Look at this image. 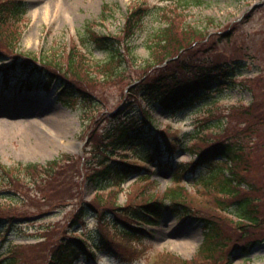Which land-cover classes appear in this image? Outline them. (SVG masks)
<instances>
[{
    "label": "rangeland",
    "instance_id": "obj_1",
    "mask_svg": "<svg viewBox=\"0 0 264 264\" xmlns=\"http://www.w3.org/2000/svg\"><path fill=\"white\" fill-rule=\"evenodd\" d=\"M24 1L26 10L23 20L15 27L19 38L17 54L28 65H33L34 61L51 60L56 68L65 72L70 85L79 87L81 95L77 94L74 100L66 102L57 90L58 81L55 78L51 79L54 83L50 81L48 89L39 87L41 76L37 78L36 90L27 93L22 87L27 77L23 72L24 65L17 63L12 66L9 60L0 63L1 74L10 71L18 73L8 78V83L7 78L0 77V163L15 167L43 164L67 156L63 157L62 164L48 182L49 186L44 188L26 178L14 180L15 183L10 185V182L1 180L0 171V264L8 261L14 264H45L47 250L51 249L62 229L68 226L79 202H90L96 207L97 203L106 207L112 200L119 206L134 205L140 203L143 196L161 195L164 189L177 186L189 188L184 199L190 209L187 211L189 216L185 213L180 216L166 214L156 226L147 227L149 235L141 239L128 237L105 223H98L94 214L87 215L79 226L70 231L76 237L88 238L89 247L95 255L92 259L82 256L74 264H164L165 249H170L172 256L190 260L203 241V227L196 218L214 220L224 235L227 249L248 248L246 254L235 252L229 256L230 264H264V243L250 246L264 238L261 229L238 230L233 224L237 218L230 210L223 211L213 205L210 194L195 192L193 182L187 179L181 183L174 182L172 172L166 168L155 169V163L147 166L154 171L152 182L133 175L122 182L106 183L100 190L82 182L85 171L82 163L85 159L91 160L95 149L96 142L90 141L92 134L98 129L95 133L98 135L109 116L122 108L125 95L136 81L162 68L158 65L160 56H157L160 47L148 50L147 45L150 37L169 23L171 16L174 17L172 21L178 37L180 32L186 31L195 34L199 41L190 43L186 51L174 56L180 61L177 65L184 61L189 65V71L182 73L184 78L192 77L198 71L195 66L202 70L211 64L238 62L243 68L238 67L239 70L233 72V84L221 85L184 110L168 114L158 102L150 107L151 128L159 131L153 141L177 140L182 142L180 145H186L195 152L181 147L162 163H170L171 169L176 162L188 164L197 159L199 152L220 141L224 128L230 132L240 128L241 115L235 114L232 119L226 116L231 105L239 103L246 106L254 98L264 112V0ZM105 5L106 10L103 9ZM137 6L147 7L148 14L141 20L132 39L127 41L131 52L125 58L122 76L107 78L100 71L108 67L99 68V71L95 63L103 65L109 51L95 43L91 35L112 38L123 47L126 17L129 10ZM224 33L231 34L221 37ZM72 46L83 56L82 59L71 52ZM0 49H3L2 41ZM70 59L74 61L72 65L69 64ZM178 69L183 71L186 68ZM77 73H80L82 83L74 79ZM205 122L215 126L207 130L199 128L198 137L201 138L185 142L194 135L198 125ZM147 127L150 130V126ZM110 156L123 158L117 153ZM127 157L131 162V154ZM259 159L260 155H257L256 160ZM259 161L261 164L262 159ZM244 177L249 183L256 184L261 189L259 191H264V173L253 175L251 171ZM246 187L243 185L242 189L247 191ZM70 195H75L74 199ZM255 198L264 216V195L259 194ZM229 199L225 207H231L236 200ZM164 242L170 243V247H162ZM222 261L225 264V254Z\"/></svg>",
    "mask_w": 264,
    "mask_h": 264
},
{
    "label": "trees",
    "instance_id": "obj_2",
    "mask_svg": "<svg viewBox=\"0 0 264 264\" xmlns=\"http://www.w3.org/2000/svg\"><path fill=\"white\" fill-rule=\"evenodd\" d=\"M103 9L106 10L107 6L105 5ZM25 10L26 3L24 0H0V41L3 44V49H0V63L9 60L12 66L17 65V63L24 65L23 71L27 73L28 77L23 82V86L27 92L36 89L38 76L42 78L38 85L44 89H48L51 79L55 78L58 81L60 96L66 102L74 100L77 94L81 95L79 87L70 85L65 72L56 68L54 62L44 59L42 62L36 63L34 61L33 65H28L24 61L25 59L17 54L19 38L15 27L23 20ZM147 14L148 8L144 6H137L133 10H129L124 32L126 41L123 47L122 44L112 38H100L97 34L91 35L95 43L109 51L108 59L103 65L95 63L96 70L100 71L99 68L108 67L105 71H100L107 78L122 76L121 70H124L122 67L125 58L131 52L127 41L132 39L141 25V20ZM172 18L174 17H169V23L150 37L147 45L148 50L160 47L159 53H157V56H160V64L158 65H163L167 61L166 64L160 71L154 70L152 71L153 74L136 81L125 95L122 108L109 116L106 125L99 129L98 135L95 134L98 129L94 133L92 132L90 141H95L96 144L91 154V160L85 159L82 182L95 187L96 190H100L99 188H102L106 183L122 182L133 175L142 177L144 181L152 182L151 175L153 172L151 173L146 167L148 164L155 163L156 168H166L171 171L174 182L181 183L187 179V181L193 182L195 192L201 191L207 195L210 194L212 203L217 208L223 209V211L230 210L231 214L237 218L233 224L238 230L244 232L248 229L257 228L261 229L264 234V216L260 213L258 199L255 198L256 195H264V191H259L260 188L256 184L249 183L244 177V174L251 171L253 175L264 173V137L262 138L264 136V112L262 108L256 105L254 98L246 106L236 104L228 108L227 118L232 119L235 114L241 115L240 128L231 132L224 128L223 138L202 153L199 152L196 155V160L188 164L180 163L172 169L169 166L170 163H162V160L167 156L172 157L181 147L188 152H195L186 145H180L182 142L177 140L153 141L154 136L159 131L151 128L150 107L158 102L162 110L168 114L184 110L192 106L197 99L216 91L221 85L233 84V72L243 68V65L238 62L229 65L225 63L223 65L211 64L202 70L195 66V70L198 71L192 77L184 78V75L189 71V65L185 61L177 65L180 61L175 60L174 56H179L186 51L188 49L186 47L190 43L199 41L195 34L186 31L180 32L181 36L178 37L174 28L176 25ZM230 34L224 33L221 37H228ZM71 48V52L75 53L79 59L83 58L76 51L75 46ZM122 48L124 52H122ZM73 63L74 61L70 59L69 64L72 65ZM115 63H118V66H114ZM178 67L186 69L179 71ZM88 70L84 69V71ZM182 73L185 74L182 75ZM14 74L17 72L10 71L2 76L10 78ZM75 76L74 79L78 83L83 82L80 73ZM214 83L216 84L215 88L212 87ZM200 124L194 135L185 142L190 141L189 139H196L193 140L194 142L200 139L201 136L198 137L199 128L207 130L211 126H215L208 122ZM147 126H150V130ZM219 127L222 128L223 126L219 124ZM115 153L120 154L123 158L116 159L114 156H110ZM128 154H131L132 159L141 161L143 165H138L132 160L130 162L127 157ZM257 155H260L259 160L262 159L261 164L259 160H256ZM63 157L67 158V156H61L43 164L31 163L15 167H7L0 163L1 180L8 181L12 185L15 183L14 180L26 178L36 186L39 185L44 188L49 186L48 182L52 180L55 172L62 164ZM247 182L249 185L246 184ZM243 185L247 186V191L242 189ZM187 189L186 186L170 187L165 189L161 195L153 193L147 198L143 196L142 201L134 205L119 206L115 205L114 200H112L110 205H105L106 207L99 203L96 207L90 202H79L68 226L62 229L59 237L53 241L51 249L47 250L48 259L45 264H74L82 256L83 258H94L95 251L89 247V239L76 237L70 231L71 228L79 226V222H83V219L89 214H94L98 223L99 221L102 224L105 223L110 228L119 230L126 236L135 239L149 235V230L146 228L156 226L166 214L180 216L185 213L189 216L187 211L190 209L184 200L185 195L189 193ZM208 191L212 193H208ZM44 196L48 198L49 195ZM70 196L73 199L75 197V195ZM229 198L236 200L233 201L231 207L230 205L225 207L224 204H228ZM97 201L101 202L102 200L98 199ZM196 219L201 221L204 237L196 254L192 259L186 260L166 252L164 264H224L222 261L224 254L225 264H230L228 258L235 252L247 253L248 248L245 246L227 249L228 247L224 243V235L214 220L210 218ZM260 241H256L250 246L264 243V238ZM6 264L14 263L8 261Z\"/></svg>",
    "mask_w": 264,
    "mask_h": 264
},
{
    "label": "bare ground",
    "instance_id": "obj_3",
    "mask_svg": "<svg viewBox=\"0 0 264 264\" xmlns=\"http://www.w3.org/2000/svg\"><path fill=\"white\" fill-rule=\"evenodd\" d=\"M170 243H168V244H166V242H164V243H162V247H164V248H168V247H170Z\"/></svg>",
    "mask_w": 264,
    "mask_h": 264
}]
</instances>
